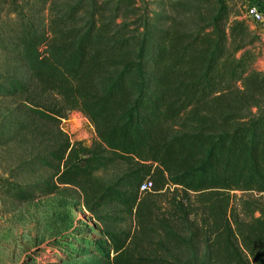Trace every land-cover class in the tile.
Wrapping results in <instances>:
<instances>
[{
  "label": "trees",
  "instance_id": "1",
  "mask_svg": "<svg viewBox=\"0 0 264 264\" xmlns=\"http://www.w3.org/2000/svg\"><path fill=\"white\" fill-rule=\"evenodd\" d=\"M238 1L0 0V98L31 119L1 123L0 146L75 112L95 132L52 137L26 167L52 176L0 196L78 189L103 264H264V46Z\"/></svg>",
  "mask_w": 264,
  "mask_h": 264
},
{
  "label": "rangeland",
  "instance_id": "2",
  "mask_svg": "<svg viewBox=\"0 0 264 264\" xmlns=\"http://www.w3.org/2000/svg\"><path fill=\"white\" fill-rule=\"evenodd\" d=\"M157 1V0H149ZM256 0L238 1L237 12L245 18L246 8ZM157 5L152 6L155 10ZM260 37V28L249 22ZM262 41V39H261ZM264 46V41H262ZM15 64L0 51V72ZM257 70L264 72L263 55L257 60ZM25 106L20 98H0V124L14 132L12 121L31 119L24 115ZM34 132L19 136L7 146H0V179H9L19 184L29 185L52 176V171L26 169L29 161L43 153L54 136L69 137L72 142L92 143L95 132L90 122L80 113H72L59 125L35 123ZM120 168L112 169L103 175L105 179L116 177ZM176 196L165 189L153 199L164 203ZM238 198L241 193H237ZM245 199H249V195ZM240 202L234 200V207L240 209ZM237 209V210H238ZM95 216L84 206L81 192L74 187H62L60 193L41 197L34 202L19 203L0 196V264H103L101 256L82 239L99 241L100 236L89 230L96 226ZM100 229L103 227L97 224ZM135 228L133 223L124 227Z\"/></svg>",
  "mask_w": 264,
  "mask_h": 264
},
{
  "label": "built area",
  "instance_id": "3",
  "mask_svg": "<svg viewBox=\"0 0 264 264\" xmlns=\"http://www.w3.org/2000/svg\"><path fill=\"white\" fill-rule=\"evenodd\" d=\"M245 19L259 26L262 35L261 39L264 41V12L255 5H249L246 8ZM152 189L153 184L150 180H146L140 185V193H147Z\"/></svg>",
  "mask_w": 264,
  "mask_h": 264
},
{
  "label": "crops",
  "instance_id": "4",
  "mask_svg": "<svg viewBox=\"0 0 264 264\" xmlns=\"http://www.w3.org/2000/svg\"><path fill=\"white\" fill-rule=\"evenodd\" d=\"M253 5L257 6L264 12V0H256Z\"/></svg>",
  "mask_w": 264,
  "mask_h": 264
}]
</instances>
